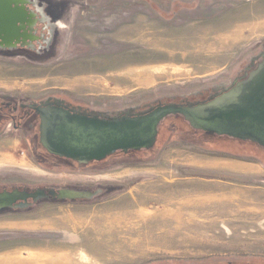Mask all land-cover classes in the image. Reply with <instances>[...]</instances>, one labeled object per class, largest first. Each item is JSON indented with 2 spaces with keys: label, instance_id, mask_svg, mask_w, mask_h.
I'll return each mask as SVG.
<instances>
[{
  "label": "rangeland",
  "instance_id": "rangeland-1",
  "mask_svg": "<svg viewBox=\"0 0 264 264\" xmlns=\"http://www.w3.org/2000/svg\"><path fill=\"white\" fill-rule=\"evenodd\" d=\"M176 2L200 8L196 16L178 13ZM68 3L52 56L0 51V101L52 94L123 113L160 94L212 85L264 46V0ZM170 125L151 151L71 172L43 151L38 135H0V188L103 192L0 216V234L21 235L0 251L54 247L42 250L68 254L73 264H264V150L246 143L228 152L168 135Z\"/></svg>",
  "mask_w": 264,
  "mask_h": 264
},
{
  "label": "water",
  "instance_id": "water-1",
  "mask_svg": "<svg viewBox=\"0 0 264 264\" xmlns=\"http://www.w3.org/2000/svg\"><path fill=\"white\" fill-rule=\"evenodd\" d=\"M27 0H0V49L13 51L21 39L26 21ZM54 103L38 108L40 145L50 156L70 160L80 167L102 162L118 153L129 154L152 150L159 128L168 118H182L194 131L228 138L236 143L258 145L264 150V59L246 78L230 90L202 104L159 106L144 114L125 111L107 118L102 114L72 113ZM102 190L83 191L38 189L29 194L18 190L0 193V210L18 201L32 198L35 203L48 199L92 201ZM18 234H0V241L18 238Z\"/></svg>",
  "mask_w": 264,
  "mask_h": 264
},
{
  "label": "flooded vegetation",
  "instance_id": "flooded-vegetation-1",
  "mask_svg": "<svg viewBox=\"0 0 264 264\" xmlns=\"http://www.w3.org/2000/svg\"><path fill=\"white\" fill-rule=\"evenodd\" d=\"M28 4L25 5L24 11L26 13V21L21 27L20 34L27 37L26 42L24 39H21V42L18 44L17 48L13 51L3 49L2 52H10L13 54L19 55H28L32 58H40L42 55L45 57H50L53 55L54 49L57 45L58 38L60 37L61 30L64 29V17L66 16L67 11L69 10L70 4L68 0H27ZM180 3L176 2L171 7L174 12L178 13H189V15L196 16L198 13V8L200 5L195 2L191 3L190 8L183 7L178 5ZM41 59V58H40ZM264 59V46L256 53H250L247 55L244 63H239L231 70L230 74L227 77L219 79L216 83L212 85H205L203 87L193 89L186 95L180 93L176 94H160L157 95L155 100L145 103L143 105H136L130 111L133 116L137 114H144L149 112L152 109L158 108L159 106L166 105H179L187 106L188 104H202L210 100L211 97L216 95L223 94L226 90H230L233 87L234 83H238L246 78L259 63ZM60 102L61 107L72 112H87L93 114H102L107 118H112L118 116L122 112L120 111H110L101 107H84V105H75L72 102H68L65 99L56 96L48 95L41 101L35 100H25L22 102H13L12 100L0 101V135H38L40 140V125L41 119L38 112V108L54 107V103ZM169 122L170 133L168 135H178L179 138H185L187 135H201L205 136V141L210 147H220L228 152H241L245 149L246 143H236V141L228 138H221L214 136L212 134L197 132L194 131L182 118H168L164 123L161 124L159 128V135H161V129ZM174 122H180L185 128L181 130L175 126ZM177 125V124H176ZM184 135V136H182ZM43 149V148H42ZM47 154L48 152L43 149ZM133 153V152H132ZM49 155V154H48ZM53 157V156H51ZM55 158V157H53ZM59 159V158H58ZM108 159V158H107ZM64 160V159H62ZM67 164L65 167L68 171H78L83 170L85 167H80L77 163L66 160ZM105 161V160H104ZM100 163V162H99ZM76 165L77 168L74 166ZM80 168V169H79ZM100 172H104L102 169ZM41 188H32V187H13L9 188H0V193L8 192L12 193L16 190L19 192L26 191L29 194L34 193L36 190ZM42 189H54L56 191L62 189H71L76 190L75 188L65 187V188H54V187H42ZM103 192L101 193V195ZM100 195V196H101ZM98 196V197H100ZM97 197V198H98ZM96 198V199H97ZM66 203L70 201H59L58 199H44L37 203L33 201L32 198H29L27 201H18L13 204L11 207H6L0 210V216L14 214V215H23L37 209L42 203ZM73 202V201H72ZM18 239V238H14ZM26 239V237L20 238ZM6 241H17V240H4L0 244L5 243ZM250 264V263H247Z\"/></svg>",
  "mask_w": 264,
  "mask_h": 264
},
{
  "label": "bare ground",
  "instance_id": "bare-ground-1",
  "mask_svg": "<svg viewBox=\"0 0 264 264\" xmlns=\"http://www.w3.org/2000/svg\"><path fill=\"white\" fill-rule=\"evenodd\" d=\"M237 34L239 36H241V33L240 32H237ZM72 220H74V218ZM39 252H42V251H39ZM24 253L28 254L29 252L20 253L18 255L20 258L18 260H13V261H7V260H5V261H3V263L4 264H73V262L71 261L69 255L68 254H65V253H62V254H50L49 252L43 251V253H40L39 254V257L42 258V259H44L43 261L38 260L40 258H37V260L35 259V261H29V259H25V257L23 256ZM36 255H38V254H36ZM18 256H17V258H18ZM29 256H31V255H29ZM33 256H32V258H33ZM12 258H10V259H12Z\"/></svg>",
  "mask_w": 264,
  "mask_h": 264
},
{
  "label": "crops",
  "instance_id": "crops-1",
  "mask_svg": "<svg viewBox=\"0 0 264 264\" xmlns=\"http://www.w3.org/2000/svg\"><path fill=\"white\" fill-rule=\"evenodd\" d=\"M23 225H25L26 227H29V228H33L31 223H27V224L23 223ZM30 247L19 246V247H15L13 249H9L7 251L6 250H4V251L1 250L0 251V264H4L3 261H5V260H7V261L18 260L20 258L18 256L20 253H18V252H20L21 249H25V250H27V248L29 249V250H27V252H29L27 254V257H25V253L23 255L25 257V259H29V261H35V259L37 260V258H40L39 254L43 253L42 249H44V250L46 249L48 251H52L54 249V247H51V248H40V249H31ZM39 251H42V252H39ZM35 253L38 254V255H36ZM29 255H31V256H29ZM17 256H18V258H17ZM32 256H33L34 259L32 258ZM10 258H12V259H10ZM38 260L43 261L44 259L40 258Z\"/></svg>",
  "mask_w": 264,
  "mask_h": 264
},
{
  "label": "trees",
  "instance_id": "trees-1",
  "mask_svg": "<svg viewBox=\"0 0 264 264\" xmlns=\"http://www.w3.org/2000/svg\"><path fill=\"white\" fill-rule=\"evenodd\" d=\"M184 127V126H183ZM185 128V127H184ZM205 136H207V135H201V137H199V136H197V135H187V137H189L190 139H192V140H201V141H203L204 143L206 142L205 141ZM203 138V139H202ZM158 140V139H157ZM197 140V141H198ZM258 148H260L259 146H258ZM261 149V148H260ZM261 150H263V149H261ZM149 151H151V150H149ZM134 154H137L138 152H133ZM50 156V155H49ZM204 264H206V263H204Z\"/></svg>",
  "mask_w": 264,
  "mask_h": 264
}]
</instances>
